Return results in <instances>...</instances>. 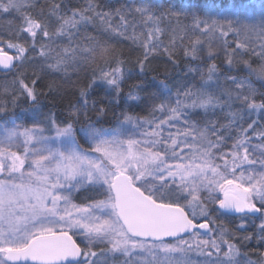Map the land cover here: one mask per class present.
Here are the masks:
<instances>
[{
    "label": "snow or ice",
    "instance_id": "6c2138e0",
    "mask_svg": "<svg viewBox=\"0 0 264 264\" xmlns=\"http://www.w3.org/2000/svg\"><path fill=\"white\" fill-rule=\"evenodd\" d=\"M7 17L0 264H264V0H0Z\"/></svg>",
    "mask_w": 264,
    "mask_h": 264
},
{
    "label": "trees",
    "instance_id": "16d2710c",
    "mask_svg": "<svg viewBox=\"0 0 264 264\" xmlns=\"http://www.w3.org/2000/svg\"><path fill=\"white\" fill-rule=\"evenodd\" d=\"M113 2L115 3V0H113ZM200 2L202 4H207V5H211L213 6V8L215 9V11L219 14H224L227 15L229 14V9H231L233 7V5H235L236 7L239 6V4L241 3H247L249 2V0H200ZM252 2H254L257 6V12H259V4H260V0H252ZM74 3H83V0H74ZM25 11H27V9H25ZM12 19L11 17H7L3 20H0V24H7L8 20ZM18 22V21H17ZM255 37H253L254 39ZM217 63L219 64V61H217ZM162 78V77H161ZM253 82H254V86L258 89H260L261 91H264V87H261V84L259 81H256L253 78ZM128 86L126 85L124 87V93L126 94L128 92ZM73 91H75V89H73ZM74 99V98H73ZM67 99L65 101H63V103L59 104L57 107L53 108L52 110L54 112H56L57 114H62L65 112L66 110V106H67ZM42 105H44L45 107L43 108V110L46 112L48 111V108L51 106V103L49 100H42ZM24 107H27V105H25ZM126 105L124 103L123 100H121L119 105L114 106V111L116 113L121 112L122 110L126 109ZM139 112V110H137ZM140 115H144L143 112H139ZM21 121H17V123H20ZM24 123H29V121H24ZM105 128H111L115 126V119L112 117L111 113L109 114V118L107 121H105L104 125ZM87 194L86 193H76L75 194V200L76 202H81L82 200H84L85 196ZM253 259H256V255L253 254L252 257Z\"/></svg>",
    "mask_w": 264,
    "mask_h": 264
},
{
    "label": "rangeland",
    "instance_id": "374dc122",
    "mask_svg": "<svg viewBox=\"0 0 264 264\" xmlns=\"http://www.w3.org/2000/svg\"><path fill=\"white\" fill-rule=\"evenodd\" d=\"M255 39V38H254ZM30 123V122H29ZM253 259V258H252ZM253 260H255V259H253Z\"/></svg>",
    "mask_w": 264,
    "mask_h": 264
}]
</instances>
